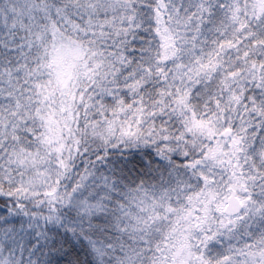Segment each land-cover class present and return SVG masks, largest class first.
Instances as JSON below:
<instances>
[{
  "label": "snow or ice",
  "instance_id": "6c2138e0",
  "mask_svg": "<svg viewBox=\"0 0 264 264\" xmlns=\"http://www.w3.org/2000/svg\"><path fill=\"white\" fill-rule=\"evenodd\" d=\"M0 264H264V0H0Z\"/></svg>",
  "mask_w": 264,
  "mask_h": 264
}]
</instances>
